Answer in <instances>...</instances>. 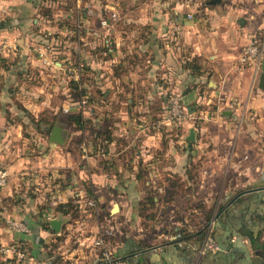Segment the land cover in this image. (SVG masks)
Here are the masks:
<instances>
[{"label": "crops", "instance_id": "0c3cea01", "mask_svg": "<svg viewBox=\"0 0 264 264\" xmlns=\"http://www.w3.org/2000/svg\"><path fill=\"white\" fill-rule=\"evenodd\" d=\"M99 2L93 15L109 27H100L97 46L100 139L93 141L72 121L58 125L52 102L66 87L55 74L67 76L70 37L93 18L79 9L72 15L66 0H0V170L7 174L0 264H100L92 244L100 234L117 264H264V50L257 71L238 62L248 35L264 45V0ZM57 35L67 39L60 44L67 57L53 61L61 52ZM49 76L54 88L45 93L37 85ZM200 94L216 102L219 116L196 106ZM171 95L187 99L189 122L179 131L150 120ZM54 126L63 131L61 144L49 141ZM72 129L76 141L66 135ZM27 130L40 136L30 141L22 135ZM217 180L224 205L209 233L220 251L203 254L197 232L179 234V211L186 204L190 211H201L202 203L218 208ZM83 195L94 197L95 209H85ZM149 212L163 213L174 232L160 242L147 239L137 226ZM9 218L28 232L11 231ZM51 220L60 221L58 231ZM8 245L24 256L4 253Z\"/></svg>", "mask_w": 264, "mask_h": 264}, {"label": "rangeland", "instance_id": "374dc122", "mask_svg": "<svg viewBox=\"0 0 264 264\" xmlns=\"http://www.w3.org/2000/svg\"><path fill=\"white\" fill-rule=\"evenodd\" d=\"M67 2L70 3V7L73 8L72 15L76 16L78 13L77 9H79L82 13H86L89 16V18L90 17L93 18V20L90 21L91 19L87 18L86 21L88 22L83 21L84 26H81L82 28L77 30V31H82V34H75L77 32L75 30L72 38L70 37L71 41H69V38H68V41L70 42L68 45L70 47H74L72 48V53H70L69 55L70 57H68L69 62L72 61V63H69L66 68H63L64 72H66L67 74L65 78L62 72L55 74L57 77H61V80H60L62 81L61 83H63V85L64 83H66L65 86L67 87V88L66 87L62 88L63 93L60 90L59 91L55 90L54 92L52 102H53V105L55 106V111H57V114H56L57 119L55 120V122L58 125L60 124L61 126L65 127V125H67L70 122L69 121L70 116L79 115L80 122L77 125H79V127H83V130L82 129H78V130L86 131L85 133L88 139L90 138V140L97 141L100 139V130H98L100 129V48L98 47H100L102 38L100 40V21L96 19L93 13L97 14L98 10L100 11V2L99 0H90V2H88L87 0H81V2L79 3V7H77V3L75 0H66V3ZM111 9H113V6H111ZM73 29H74V24H73ZM79 35H80V38L83 37L82 42L77 41V36ZM46 39H43V40H46ZM65 39L66 37L64 38L62 35H57L55 42H56V46L58 50L59 48H61V52H58L56 54V57L52 59L53 61H60L61 59H64V57H67V54L63 52V47L60 45L63 43L62 41ZM247 42H248V39L245 45L242 47L240 54L242 53L244 48L247 46ZM82 44L85 46H83ZM86 44L91 45V48H85ZM40 58H41V61H43L42 64L51 65L52 69L56 67L54 63L50 60V57L41 56ZM46 63H49V64H46ZM64 64H67V63H64ZM29 74H32L31 76L34 77L33 73H29ZM44 74L50 75L49 73H44ZM49 77L51 78L50 82L48 81V77H46L45 84L37 85L45 89V93L48 90H50L52 93V90H53L52 88H54L52 87L49 89V86H51L53 83L52 77L51 76ZM62 79H65V82ZM55 86H56V89L61 86L59 84V79ZM172 96H176V95H171L169 99H167V101H164V105L162 106V109H161V111L162 110L163 111L160 112L159 117L155 115L153 118L151 117L150 120H152L151 123L157 122L156 125L157 124L159 126L163 125L167 129H169V131H176L175 128L173 127L174 125L173 122L167 120V111L168 109H170L169 102ZM202 96L203 95L200 94V98H196L195 100V103H197L196 106H200V107L203 106V109L207 107V110L210 113L212 112L211 113L212 116H219L220 111H217L216 109H214L217 106L215 104L216 102L212 98H210L211 99L210 100L209 98L202 97ZM114 105L116 107L115 101L112 104V108ZM182 105H183L184 111L189 114L185 104L182 103ZM126 108H127V102L123 101L122 104H120V109L123 110V112H125ZM70 111L71 112L73 111L74 114H69ZM28 119L30 120L32 124H34L33 119H30V117ZM188 120H189V117H187L182 122V125L180 128H178V131L181 130V128L187 122H189ZM122 122L123 120H121V118L119 117V124H117L119 128H121ZM160 122L162 124H160ZM67 133H68V136L71 133L74 134V136H72V139L74 141H76V139L79 137V134L78 135L75 134L73 129L71 132H66V135ZM40 134H44V133H40ZM22 135L23 137L27 136L28 137L27 139L32 141V139L38 136L39 134H37L34 130L33 131L27 130V132L25 131L22 132ZM180 139L182 138H179V140ZM93 159L95 160V163H98V158H93ZM2 171L6 172L5 170H0V172ZM220 185H221L220 181L217 180L216 187L218 190V194L216 195V198H217L216 205H218V208L217 207L215 208L214 206L212 207L211 205L207 207L202 203L201 211H190L189 209H187L188 204L184 205L185 207L183 209L184 211H179V215L182 217V221L184 224L181 226L179 230V234L188 235V234H193L196 232L197 233L205 232V234H207L209 232L210 230L209 228L213 222V217L219 212L220 207L224 205V203L221 205L219 201L221 198L220 196L221 190L218 189ZM185 199H186V202L192 200V198L189 196L185 197ZM142 214L144 216V214H146V211H143ZM169 214L174 216L173 213H169ZM162 215L163 213H160V212H149L147 213V218L141 221L140 224L137 226V228H141V230L145 233V237L147 239L149 240L154 239L153 240L154 242H160L162 239H164L163 238L164 234L170 235L174 232L175 230L174 228L169 227L168 224L167 226L165 224L166 222L162 221ZM151 224H153L155 227H151ZM134 228L137 229L136 227ZM124 232L125 234L129 233L127 231H124ZM203 238H204V235L202 237V241H203Z\"/></svg>", "mask_w": 264, "mask_h": 264}, {"label": "built area", "instance_id": "2783aa9c", "mask_svg": "<svg viewBox=\"0 0 264 264\" xmlns=\"http://www.w3.org/2000/svg\"><path fill=\"white\" fill-rule=\"evenodd\" d=\"M77 3V7H79V3L81 0H75ZM108 22L105 20L100 21L101 28H107ZM81 33V31H79ZM247 46L244 48L242 53L238 57V62L241 65H251L255 71L258 70L259 63L261 61L264 45L261 37L255 33L248 35ZM169 107L167 111V120L173 122V127L178 129L181 127L182 122L190 116V114L186 113L183 109L182 102L177 97H171L169 102ZM7 174L6 172H0V186L5 185ZM81 200L80 198H78ZM85 209H95L96 202L94 197H87L83 195ZM7 224L9 228L14 232L26 233L28 229L25 225L14 219H8ZM92 244L96 247L100 248L99 259L100 264H117L116 258L112 252V250L108 247L106 243V239L104 235L100 234L92 241ZM200 248V252L205 253H216L220 251V245L212 238L211 233H207L202 241ZM2 251L6 254H12L17 257H23L24 253L22 250L18 249L14 245L6 246L2 249Z\"/></svg>", "mask_w": 264, "mask_h": 264}, {"label": "water", "instance_id": "95a60500", "mask_svg": "<svg viewBox=\"0 0 264 264\" xmlns=\"http://www.w3.org/2000/svg\"><path fill=\"white\" fill-rule=\"evenodd\" d=\"M260 88L264 91V74L260 75ZM185 104L187 103V99H185ZM63 131L60 127L58 126H54L50 132V136H49V141L51 143L54 144H61L63 143ZM188 141H193L194 140V133L191 131L189 133V136L187 138ZM50 226L52 227V229H54L55 231L59 230L60 227V221L58 220H51L50 221Z\"/></svg>", "mask_w": 264, "mask_h": 264}, {"label": "trees", "instance_id": "16d2710c", "mask_svg": "<svg viewBox=\"0 0 264 264\" xmlns=\"http://www.w3.org/2000/svg\"><path fill=\"white\" fill-rule=\"evenodd\" d=\"M69 121H72L73 123H75V124H79V122H80V116L79 115H72V116H70L69 117ZM90 194V193H89ZM107 232V231H106ZM182 235V234H181ZM203 235L205 236L206 234H205V232H199L198 233V237H200V239H202V237H203ZM183 236H185V235H183ZM188 236H191L190 234H188ZM104 237L105 238H107L106 237V234H104ZM18 249H20L18 246H16ZM22 250V249H21ZM98 258H99V255H98Z\"/></svg>", "mask_w": 264, "mask_h": 264}]
</instances>
